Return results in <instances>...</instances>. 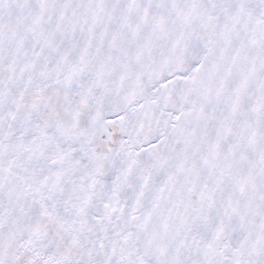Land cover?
<instances>
[{
  "label": "snow or ice",
  "instance_id": "1",
  "mask_svg": "<svg viewBox=\"0 0 264 264\" xmlns=\"http://www.w3.org/2000/svg\"><path fill=\"white\" fill-rule=\"evenodd\" d=\"M0 264H264V0H0Z\"/></svg>",
  "mask_w": 264,
  "mask_h": 264
}]
</instances>
